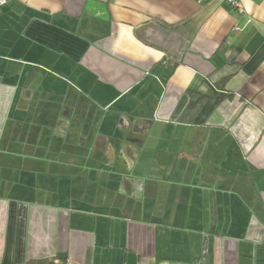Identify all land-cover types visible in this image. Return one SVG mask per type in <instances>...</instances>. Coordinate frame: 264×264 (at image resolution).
I'll use <instances>...</instances> for the list:
<instances>
[{"label": "crops", "instance_id": "1", "mask_svg": "<svg viewBox=\"0 0 264 264\" xmlns=\"http://www.w3.org/2000/svg\"><path fill=\"white\" fill-rule=\"evenodd\" d=\"M9 0L0 264H264V0Z\"/></svg>", "mask_w": 264, "mask_h": 264}, {"label": "built area", "instance_id": "2", "mask_svg": "<svg viewBox=\"0 0 264 264\" xmlns=\"http://www.w3.org/2000/svg\"><path fill=\"white\" fill-rule=\"evenodd\" d=\"M227 3L235 10L242 11L243 5L242 0H226ZM9 2V0H0V14L2 13L3 7Z\"/></svg>", "mask_w": 264, "mask_h": 264}]
</instances>
